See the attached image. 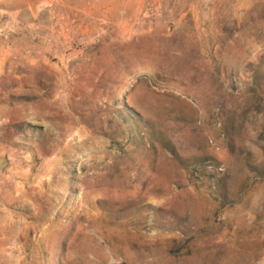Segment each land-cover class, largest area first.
I'll use <instances>...</instances> for the list:
<instances>
[{"label":"rangeland","instance_id":"obj_1","mask_svg":"<svg viewBox=\"0 0 264 264\" xmlns=\"http://www.w3.org/2000/svg\"><path fill=\"white\" fill-rule=\"evenodd\" d=\"M39 1L0 0V264H264V0Z\"/></svg>","mask_w":264,"mask_h":264},{"label":"water","instance_id":"obj_2","mask_svg":"<svg viewBox=\"0 0 264 264\" xmlns=\"http://www.w3.org/2000/svg\"><path fill=\"white\" fill-rule=\"evenodd\" d=\"M41 1H42V0H41ZM41 1H39L38 4H39ZM38 4H37V5H38ZM36 7H37V6H36Z\"/></svg>","mask_w":264,"mask_h":264}]
</instances>
